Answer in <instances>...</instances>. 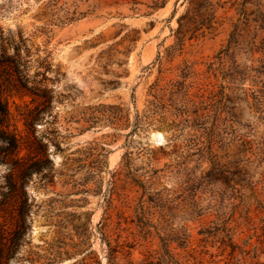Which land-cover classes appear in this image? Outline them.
Here are the masks:
<instances>
[{"label":"rangeland","instance_id":"rangeland-1","mask_svg":"<svg viewBox=\"0 0 264 264\" xmlns=\"http://www.w3.org/2000/svg\"><path fill=\"white\" fill-rule=\"evenodd\" d=\"M211 1L0 0V264H264V0Z\"/></svg>","mask_w":264,"mask_h":264},{"label":"trees","instance_id":"trees-1","mask_svg":"<svg viewBox=\"0 0 264 264\" xmlns=\"http://www.w3.org/2000/svg\"><path fill=\"white\" fill-rule=\"evenodd\" d=\"M207 3V8L213 9V11H215L216 6L212 3V1L207 0ZM241 4H243V6L245 5L244 2H242ZM242 12L244 14V17L239 18L238 21L233 24V29L230 33L228 44L224 50L219 52L220 54H222L219 56V58L222 59L224 55H227V51L233 45L236 46L241 43H244V48L248 56L253 60L254 63H257L256 65H253L250 68L246 67L245 69L238 71L239 76H242V78L244 79L247 75H249V72H255V75L258 76L260 73H262L261 71L264 69V11L259 10L255 17H253V29L250 28V19L245 16V11L243 10ZM213 17L209 18L205 23H202V27L197 28L196 31L202 29L203 27H205V29L209 31H214L216 29L215 23L217 21L213 20ZM205 29L202 30L201 34L205 33ZM182 71L183 77L185 78L191 76L194 73L192 65H186ZM173 85H181L185 87V83L183 81L179 82V84ZM7 118L8 109L6 107L5 100L3 99L2 94L0 93V142L8 144L9 147L7 149L11 152L12 150H16L18 145L14 137H7V131L5 130V127L7 126ZM178 238L181 239L182 243L180 244H186L189 242V235L184 232H182ZM111 251H114V249L111 248ZM165 251L167 253L169 252L167 249V245ZM161 263H165L164 257L161 259ZM174 264H185V262L181 261L180 259H175Z\"/></svg>","mask_w":264,"mask_h":264},{"label":"bare ground","instance_id":"bare-ground-1","mask_svg":"<svg viewBox=\"0 0 264 264\" xmlns=\"http://www.w3.org/2000/svg\"><path fill=\"white\" fill-rule=\"evenodd\" d=\"M153 137H154L155 140H159V141L161 142V139H162V137H163V134H162V132H160V131H156V132L153 134Z\"/></svg>","mask_w":264,"mask_h":264},{"label":"water","instance_id":"water-1","mask_svg":"<svg viewBox=\"0 0 264 264\" xmlns=\"http://www.w3.org/2000/svg\"><path fill=\"white\" fill-rule=\"evenodd\" d=\"M156 142H160L159 140H155Z\"/></svg>","mask_w":264,"mask_h":264}]
</instances>
